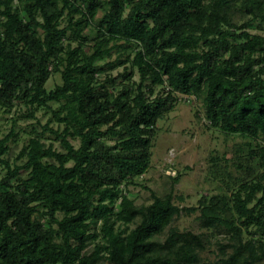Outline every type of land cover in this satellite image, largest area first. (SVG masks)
<instances>
[{"label":"trees","instance_id":"trees-1","mask_svg":"<svg viewBox=\"0 0 264 264\" xmlns=\"http://www.w3.org/2000/svg\"><path fill=\"white\" fill-rule=\"evenodd\" d=\"M253 29L264 32V0H0V109L50 115L20 164L14 129L0 139V264H264V34ZM179 95L242 139L231 159L212 158L220 192L193 207L174 193L179 177L164 196L143 184ZM183 213L203 232L180 230Z\"/></svg>","mask_w":264,"mask_h":264},{"label":"rangeland","instance_id":"rangeland-1","mask_svg":"<svg viewBox=\"0 0 264 264\" xmlns=\"http://www.w3.org/2000/svg\"><path fill=\"white\" fill-rule=\"evenodd\" d=\"M101 16L102 12L98 14V17ZM86 32L89 33V30ZM253 32L264 34L254 29ZM91 35L93 38V34ZM117 57V53H114L111 60H116ZM123 71L124 68L120 67L113 72V75L117 76ZM136 79H138L137 76ZM60 83L61 76L56 74L47 83V88L52 90ZM178 99L175 110L166 115L164 120L158 124L159 130L153 149L152 165L147 174V180L143 184L160 196L166 195L173 186L172 177L168 176L166 171L169 167H173L178 172L176 177L180 178L179 183L174 185V193L184 198V201L180 203L182 207H193L198 205L202 196L220 192L221 183L216 182L210 173L212 158L225 155L231 159L237 144L241 143L242 139L227 136L211 128L206 120L203 103L195 97L179 95ZM28 112L29 107L24 103L17 104L9 113L0 109V139L14 129L18 137L17 142L10 143L12 148L10 160L18 164L20 161L17 157L22 148L28 144L33 130L41 131L50 118V115H45L44 111H39L36 119L30 118ZM14 118L16 119L15 124H13ZM46 136L47 143H51L55 138L49 132ZM75 143L78 144V142ZM55 146L59 147V143L55 142ZM5 175L6 170L0 167V178ZM131 190L133 196L137 197L138 205L151 202L150 191L144 187L135 186ZM197 217L198 214L183 213L175 225L182 231L201 233L203 231ZM218 252L217 239H212L208 249L203 253V258L207 261H214Z\"/></svg>","mask_w":264,"mask_h":264},{"label":"built area","instance_id":"built-area-1","mask_svg":"<svg viewBox=\"0 0 264 264\" xmlns=\"http://www.w3.org/2000/svg\"><path fill=\"white\" fill-rule=\"evenodd\" d=\"M166 174L171 177H176L178 175V172L172 167H169L168 170L166 171Z\"/></svg>","mask_w":264,"mask_h":264}]
</instances>
